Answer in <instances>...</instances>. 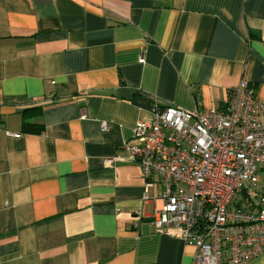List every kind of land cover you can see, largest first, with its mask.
<instances>
[{
  "label": "crops",
  "instance_id": "crops-1",
  "mask_svg": "<svg viewBox=\"0 0 264 264\" xmlns=\"http://www.w3.org/2000/svg\"><path fill=\"white\" fill-rule=\"evenodd\" d=\"M243 79L264 102V0H0V264H193L126 146Z\"/></svg>",
  "mask_w": 264,
  "mask_h": 264
},
{
  "label": "built area",
  "instance_id": "built-area-1",
  "mask_svg": "<svg viewBox=\"0 0 264 264\" xmlns=\"http://www.w3.org/2000/svg\"><path fill=\"white\" fill-rule=\"evenodd\" d=\"M133 139L126 150L142 169L144 201L163 186L164 205L150 221L157 233L176 232L195 246L193 264H246L264 254V102L248 80L222 108L152 104Z\"/></svg>",
  "mask_w": 264,
  "mask_h": 264
},
{
  "label": "trees",
  "instance_id": "trees-1",
  "mask_svg": "<svg viewBox=\"0 0 264 264\" xmlns=\"http://www.w3.org/2000/svg\"><path fill=\"white\" fill-rule=\"evenodd\" d=\"M26 130L30 133H39L41 130H36L35 127L31 124H26Z\"/></svg>",
  "mask_w": 264,
  "mask_h": 264
}]
</instances>
